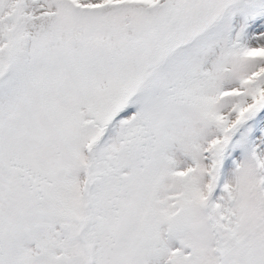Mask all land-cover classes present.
<instances>
[{
  "label": "snow or ice",
  "instance_id": "1",
  "mask_svg": "<svg viewBox=\"0 0 264 264\" xmlns=\"http://www.w3.org/2000/svg\"><path fill=\"white\" fill-rule=\"evenodd\" d=\"M0 264H264V0H0Z\"/></svg>",
  "mask_w": 264,
  "mask_h": 264
}]
</instances>
